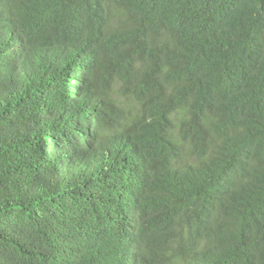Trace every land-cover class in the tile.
Masks as SVG:
<instances>
[{
	"label": "trees",
	"instance_id": "16d2710c",
	"mask_svg": "<svg viewBox=\"0 0 264 264\" xmlns=\"http://www.w3.org/2000/svg\"><path fill=\"white\" fill-rule=\"evenodd\" d=\"M0 264H264V0H0Z\"/></svg>",
	"mask_w": 264,
	"mask_h": 264
}]
</instances>
